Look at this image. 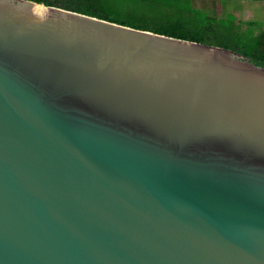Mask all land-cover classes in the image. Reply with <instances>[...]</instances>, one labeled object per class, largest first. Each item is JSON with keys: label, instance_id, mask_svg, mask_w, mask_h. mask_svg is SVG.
I'll use <instances>...</instances> for the list:
<instances>
[{"label": "water", "instance_id": "water-1", "mask_svg": "<svg viewBox=\"0 0 264 264\" xmlns=\"http://www.w3.org/2000/svg\"><path fill=\"white\" fill-rule=\"evenodd\" d=\"M0 264H264V66L0 0Z\"/></svg>", "mask_w": 264, "mask_h": 264}, {"label": "trees", "instance_id": "trees-1", "mask_svg": "<svg viewBox=\"0 0 264 264\" xmlns=\"http://www.w3.org/2000/svg\"><path fill=\"white\" fill-rule=\"evenodd\" d=\"M175 37L219 45L264 66V24L242 20L235 9L217 15L203 0H34ZM225 6L237 0H204Z\"/></svg>", "mask_w": 264, "mask_h": 264}, {"label": "rangeland", "instance_id": "rangeland-1", "mask_svg": "<svg viewBox=\"0 0 264 264\" xmlns=\"http://www.w3.org/2000/svg\"><path fill=\"white\" fill-rule=\"evenodd\" d=\"M219 3L214 6L203 0L199 5L213 8L217 15H224V10L235 9L242 20H254L264 24V0H237L236 3L228 2L222 7L218 6Z\"/></svg>", "mask_w": 264, "mask_h": 264}]
</instances>
